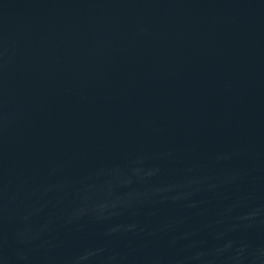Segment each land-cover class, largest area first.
<instances>
[{"label": "water", "instance_id": "water-1", "mask_svg": "<svg viewBox=\"0 0 264 264\" xmlns=\"http://www.w3.org/2000/svg\"><path fill=\"white\" fill-rule=\"evenodd\" d=\"M0 264H264V0H0Z\"/></svg>", "mask_w": 264, "mask_h": 264}]
</instances>
